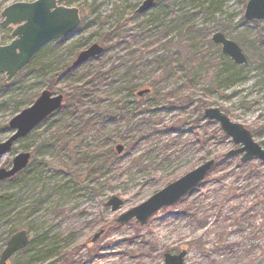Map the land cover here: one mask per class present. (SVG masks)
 Instances as JSON below:
<instances>
[{
	"label": "rangeland",
	"instance_id": "obj_1",
	"mask_svg": "<svg viewBox=\"0 0 264 264\" xmlns=\"http://www.w3.org/2000/svg\"><path fill=\"white\" fill-rule=\"evenodd\" d=\"M33 1L0 0V12ZM56 1L77 8L82 26L44 45L10 83L0 74V142L10 135L3 126L42 91L64 97L0 159L2 168L30 154L22 177L0 184V194L12 196L3 202L11 206L0 221V252L13 228L42 237L35 253H17L8 264H163L164 254L182 251L184 264H264V164L224 157L240 145L203 117L218 108L264 149V20H244L248 0H155L143 14L136 9L144 0ZM10 30L0 29L2 44ZM216 32L240 46L247 64L231 86L206 91L227 63L211 42ZM102 42L110 48L104 55L71 68L80 51ZM120 62L126 67L112 70ZM144 89L151 92L137 97ZM118 101L126 115L110 121ZM209 160L214 168L180 201L143 225L116 223ZM112 196L122 201L116 211L105 206ZM54 246L62 259L35 261Z\"/></svg>",
	"mask_w": 264,
	"mask_h": 264
},
{
	"label": "water",
	"instance_id": "obj_2",
	"mask_svg": "<svg viewBox=\"0 0 264 264\" xmlns=\"http://www.w3.org/2000/svg\"><path fill=\"white\" fill-rule=\"evenodd\" d=\"M154 1L144 0L136 12H148L153 7ZM0 17L2 19L0 28L12 29L10 33L11 42L7 45L0 44V74H4L6 83L10 82L44 45L72 33L81 22L77 8L58 5L56 0L13 3L2 10ZM243 17L246 21L264 20V0H248ZM211 42L219 45L221 53L228 56L234 64L244 65L247 63V58L240 46L228 39L223 33H214ZM103 52L102 46L92 43L77 54L71 68H78L86 62L100 57ZM149 91L148 89L141 90L137 93V96L141 97L148 94ZM63 101V95H52L50 91L44 90L37 96L32 105L13 116L6 124L10 136L0 142V159L11 151L17 140L26 137L41 122L61 109ZM203 117L217 121L221 130L231 137L232 143L240 145L239 148L229 151L224 157L241 155V163L258 159L264 164V149L254 142L251 133L242 125L231 122L218 108L205 109ZM115 151L120 154L123 151V146L117 145ZM29 160L30 154L17 153L12 159L10 168H0V182L23 171ZM214 165V160L204 162L154 193L140 205L121 214L115 220L116 223L124 224L134 219L137 224L143 225L152 214L162 208L174 205L198 187ZM105 206L110 207L112 211H116L122 206V201L112 196ZM99 235L100 232L95 234L92 241H95ZM28 243L27 231L19 230L15 232L0 254V264H8L9 259L15 253L24 249ZM185 256V251L177 255L166 253L163 256V264H184Z\"/></svg>",
	"mask_w": 264,
	"mask_h": 264
},
{
	"label": "trees",
	"instance_id": "obj_3",
	"mask_svg": "<svg viewBox=\"0 0 264 264\" xmlns=\"http://www.w3.org/2000/svg\"><path fill=\"white\" fill-rule=\"evenodd\" d=\"M181 18L183 19V17H181ZM242 20L243 19H241V22H242ZM82 22H83V20H82ZM82 22H81L80 26H82ZM104 42H106V41H104ZM104 42H102L104 44V46H103L104 47V53H103V55L106 53V51H108L110 49L109 48V45L108 46H107V44L105 45ZM204 57L205 56H201L199 59H203ZM219 58H221V60H225L227 63H225V66L223 65L222 69L218 70V72H215L214 74H212L208 78V84H207L206 89H205L206 91L216 90V89H218L219 87H222V86H225V88L231 86L233 84V82H234L235 77L237 76L235 70L236 69H239L240 67L243 66V65L242 66H238V65L234 64L229 57L226 56V58H225L224 55H222L220 52H219ZM196 61L197 60H195L194 62H192V58H190V59H188V62L186 60V63L189 66H193ZM125 67H126L125 62H120L118 65L113 66L112 67V70L113 69H116V68L117 69H123ZM25 68H29L28 65ZM233 70H234V72H233ZM124 72L126 73L127 70H124ZM98 75H99L98 77H101L102 76V73L99 72ZM192 77H193V74H192ZM119 103H121V101L116 102L114 104L115 105L114 107L113 106H110L109 107L108 110H109V113H110V115H109L110 121H115V120L120 121V119H124V117L126 115V113L124 111V107L116 106ZM116 110L123 111V117L122 118H119V116L121 115L119 113H121V112H117ZM3 127L5 128V125ZM45 142L46 141H40L39 147L43 149L46 146ZM109 159L111 160L110 157H106L104 161H107ZM26 170L27 169H25V171ZM25 171L19 173L14 178H12L10 180H7L5 182H7V183H13V182L19 180L23 176V174H24ZM11 197H12L11 195H1L0 194V221L3 220L4 218H7L10 215L8 209L10 208L9 206H11V204H9V203L8 204H4L3 202H4V200L6 198H11ZM13 229H14L13 230L14 232L17 231L16 228H13ZM8 238L5 239V242H7ZM41 238H42L41 236H36L33 239H30V242H29L28 246L24 250L20 251L19 253L22 252L23 255H28L30 253V251H34V253H35V248H37L38 244L41 243L40 242V239ZM42 247L43 246H40V248H42ZM41 250L42 249H40L39 252H41ZM56 251L57 250L55 249V246L54 247H51L49 250H46V253L43 256H41L40 258H36L37 260H35V261L36 262H41L42 260H44L46 258H49L52 255H55L57 257V259L58 258L62 259L63 258L62 254H60L59 252L55 253ZM33 256H34V254H33Z\"/></svg>",
	"mask_w": 264,
	"mask_h": 264
},
{
	"label": "flooded vegetation",
	"instance_id": "obj_4",
	"mask_svg": "<svg viewBox=\"0 0 264 264\" xmlns=\"http://www.w3.org/2000/svg\"><path fill=\"white\" fill-rule=\"evenodd\" d=\"M19 140H22V139H19ZM19 140H17V141H19ZM17 141H16V142H17ZM13 158H14V156H13ZM13 158H12V159H13ZM12 159H11V161H10L9 166H7V167H2V168H6V169L9 168V167L11 166ZM29 163H30V162H29ZM28 166H29V164H28ZM28 166L26 167V169L28 168ZM24 171H25V170H24Z\"/></svg>",
	"mask_w": 264,
	"mask_h": 264
}]
</instances>
